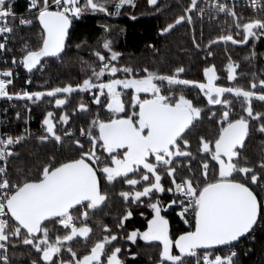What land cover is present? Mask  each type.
<instances>
[{
	"label": "snow or ice",
	"instance_id": "snow-or-ice-1",
	"mask_svg": "<svg viewBox=\"0 0 264 264\" xmlns=\"http://www.w3.org/2000/svg\"><path fill=\"white\" fill-rule=\"evenodd\" d=\"M13 3L0 0V63L5 65L0 69V98L33 104L47 98L55 109L64 110L73 93H87L106 118L80 102L73 114L88 117L83 125L73 127L67 111L57 116L46 110L40 133L28 127L18 135L0 133V264H128L139 252L121 244L138 246V240L159 248L154 264H241L240 242L255 240V232L264 228V139L258 158L247 151L254 135L264 138V109L253 103L264 105V70L247 73L229 57L226 79L233 83L222 86L208 58L214 55L213 45H248L251 40L244 59L254 66L260 55L255 42L264 39V0H248L258 10L252 17L237 13L236 0H203V6L201 0H188L182 14L160 29V36L167 37L178 27L193 26V46L205 52L201 81L182 78V65L168 73L121 66L122 53L108 38L112 27L101 24L102 44L98 41L90 50L95 63L80 61L84 77L75 85L37 91H10L18 75L14 70L22 66L32 76L43 74L50 58L63 62L72 50L75 21L88 14L122 13L137 20L129 11L137 8V0H28L26 16L17 15ZM146 3L160 10L158 0ZM220 14L225 23L231 17V25L202 49L196 23L202 25L205 16L210 22L219 20ZM24 27L35 30L37 39L21 36L23 43L16 49L17 29ZM74 47L88 46L82 42ZM240 79H247L248 86ZM25 83L31 85L32 78ZM184 89H197L206 105L194 104ZM26 110L31 113L30 107ZM15 119H21L19 111ZM205 120L215 125V135H198L194 151L193 130ZM33 138L52 150L17 163L24 160L19 148ZM117 184L128 190L118 192L124 208L114 217L113 229L96 214L111 203L105 189ZM140 208L150 210V218L139 212L146 230L129 231L126 222ZM170 210L186 225L176 235ZM93 225L101 230L95 240ZM77 238L92 241L86 252L74 249ZM22 247L27 251L18 257Z\"/></svg>",
	"mask_w": 264,
	"mask_h": 264
},
{
	"label": "trees",
	"instance_id": "trees-1",
	"mask_svg": "<svg viewBox=\"0 0 264 264\" xmlns=\"http://www.w3.org/2000/svg\"><path fill=\"white\" fill-rule=\"evenodd\" d=\"M202 2V0H201ZM160 5L159 11H154L152 6L147 5L146 0H137V8L129 10L131 14L136 15L137 20L130 19L127 14H121L119 17H109L103 14H88L85 18L74 22L75 31L72 33V50L67 56L63 57V62L56 58H50L48 65L45 68L43 74L37 72L35 74L34 88L36 90H45L49 86H63L67 83L75 85L85 75L82 71L81 58L85 61L95 63V57L90 54V50H95L98 46V41L101 43V37L105 35L103 30L98 25L105 24V21L111 23L112 34L121 33V39L119 43V52L122 53L119 64L122 66V62L130 61L125 64L127 66H144L150 69H159L161 73H168L170 70L177 66H184L186 73L182 74V78L194 79L197 81L202 80V68L205 66L204 57L205 52L197 51L191 40V29L192 25H185L184 27H178L171 35L167 37H161L159 31L167 23L173 21L175 17L182 14V10L187 6L188 0H158ZM19 7H23V3H18ZM112 9H110L111 11ZM238 14L246 17H252V14L248 10H239ZM231 18H222L217 21L208 22L205 21L201 25L199 22L196 23V35L198 42L201 44L203 49L206 44L221 35V29L227 30L228 26L231 25ZM203 28V37H200V28ZM123 29L124 31H120ZM17 41L14 47H20L23 41L19 40V37L23 36L28 41H35L37 39L35 30H29L28 28H18ZM110 35V36H111ZM86 42V48L81 50L75 49V44ZM232 45L229 42L227 45L219 43L213 45L214 55L208 58L209 64H215L217 74L220 79L217 81L222 86H230L233 82L227 81V64L229 57L233 61L240 63L241 69L247 73L253 71L258 74L264 70V39L255 43V48L258 54L257 59L252 62L253 67H249V62L244 58L251 52V45ZM149 45H155V48L159 51L156 52ZM187 49V51H185ZM86 67V65L84 66ZM239 71V70H238ZM47 82V83H46ZM247 79H240L239 83L245 87L248 86ZM43 85V87H40ZM186 96L193 99L194 104L199 103L200 106L206 105V100L197 89H188ZM80 102L91 105V96L87 93H80L77 95L73 93L69 98V105L64 110L55 109L48 103L47 98L44 101H40L34 106L33 113L36 116V124L43 121V118L47 111H53L57 116H60L64 111H67L72 119L69 121L70 124L75 127L76 125H83L88 117L79 113L73 114V110L78 108ZM93 112L100 111L101 118H106L104 110H99L97 106L91 105ZM238 107V106H237ZM216 127L213 124L208 123L206 120L202 124H198L193 130L191 137L192 149L195 151L197 148V136L204 135L212 138L215 135ZM264 139L260 136H253L247 149L250 158H258L261 153L260 140ZM52 149L50 146L42 145L36 139H31L21 148L19 151L24 157L23 161H17L19 164L30 162L39 155L41 158L45 153L50 152ZM74 153H67L72 155ZM167 186V185H166ZM128 190L127 186L117 184L115 188H107L109 192L111 203L103 211L96 214L98 218H103L104 223L115 229L114 217L123 211V204L121 199L118 198V192L120 190ZM168 197L165 196L164 199ZM140 211H144L145 216L150 218V210L140 208L134 209V216L126 222V226L129 231L132 229L145 230L147 221L145 217L139 215ZM105 212H109L110 215L105 216ZM168 219L170 221L171 230L173 235L177 234V231L183 232L186 229V225L176 215V212L169 211ZM95 225H93L94 227ZM101 234V230L98 227V233L95 231L92 240L98 238ZM122 234V233H121ZM79 242H78V241ZM73 242V247L78 252H86L90 247L91 240L88 243L82 242V239L77 238ZM122 247H131L133 252H139V256L135 262L130 258L128 264H154L157 260L159 248L148 244L146 242H139L137 245L121 244ZM252 250L248 252V249ZM25 248L17 250V256L19 257L20 252H26ZM238 251L241 254V264H264V228L259 229L255 232V240H242L239 244ZM248 252L247 255H244Z\"/></svg>",
	"mask_w": 264,
	"mask_h": 264
},
{
	"label": "built area",
	"instance_id": "built-area-1",
	"mask_svg": "<svg viewBox=\"0 0 264 264\" xmlns=\"http://www.w3.org/2000/svg\"><path fill=\"white\" fill-rule=\"evenodd\" d=\"M20 2L23 3V7L22 6L19 7L18 3ZM231 2L232 0H228L229 4H231ZM236 4H237V9H236L237 13L239 10H248L252 14L256 15V12L258 11V10H254L251 6H248V0L236 1ZM201 6H203V0L201 2ZM13 7L17 15L26 16L28 0H14ZM222 18L225 19L224 15L220 14L219 20ZM204 20L210 22L207 16H205ZM213 21H217V20L213 19L211 22ZM16 49H18V47ZM4 67L5 65L3 63H0V69H3ZM14 71L18 73V75L14 79L13 85L10 86V91H21V90L37 91L33 85L35 81V75L32 76L31 74H29L27 70L24 69L22 66L16 68ZM30 77L32 78L33 83L31 85H28L25 83V81ZM34 106H36V104H33L31 101H26V100L8 101L5 98H0V133L18 135L23 132L25 127H28L33 134L40 133L42 131V127H41L42 122H39L38 125L36 124L37 121L36 116L33 113ZM28 107L31 108V113L27 112L26 109ZM5 109L7 111H5ZM17 111H19L21 114L20 120L15 119V114ZM26 121L27 123H25Z\"/></svg>",
	"mask_w": 264,
	"mask_h": 264
},
{
	"label": "rangeland",
	"instance_id": "rangeland-1",
	"mask_svg": "<svg viewBox=\"0 0 264 264\" xmlns=\"http://www.w3.org/2000/svg\"><path fill=\"white\" fill-rule=\"evenodd\" d=\"M109 17H112V16H109ZM83 18H85V17H83ZM82 18V19H83ZM105 24H107V25H111V23H108V21H105L104 22ZM108 38L109 39H111L112 41H113V49L115 50V51H118L119 52V43H120V39H121V33H116V34H114V35H111V36H108ZM249 42H251V43H253V41H249ZM256 43V42H255ZM101 44H102V42H101ZM128 63H130V61H123L122 62V66H124L125 64H128ZM188 89H184V94L186 95V91H187ZM202 94V93H201ZM202 96H203V94H202ZM204 97V96H203ZM204 99L206 100V97H204ZM102 100H103V98H102ZM254 103V107L257 109V110H262V109H264V105H262L260 102H257V101H254L253 102ZM217 108L219 107V106H216ZM64 114V112L61 114V115H63ZM254 136H258V135H254ZM249 148V144L247 145V149ZM94 230L98 233V227H96V226H94ZM146 230V229H145ZM141 231H144V230H141ZM99 235V234H98ZM101 235V234H100ZM99 235V236H100ZM98 236V237H99ZM82 239V242H84V240H83V238H80V240ZM78 241V240H77ZM79 242V241H78ZM139 242H144V241H142V240H138V244H139ZM130 243V242H129ZM124 243H122V245H123Z\"/></svg>",
	"mask_w": 264,
	"mask_h": 264
},
{
	"label": "water",
	"instance_id": "water-1",
	"mask_svg": "<svg viewBox=\"0 0 264 264\" xmlns=\"http://www.w3.org/2000/svg\"><path fill=\"white\" fill-rule=\"evenodd\" d=\"M236 1H243V0H236ZM243 240V239H242Z\"/></svg>",
	"mask_w": 264,
	"mask_h": 264
}]
</instances>
